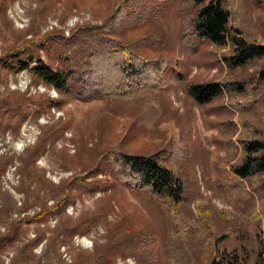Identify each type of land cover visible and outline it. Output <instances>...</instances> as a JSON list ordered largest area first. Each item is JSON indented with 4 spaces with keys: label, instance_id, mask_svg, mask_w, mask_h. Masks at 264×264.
I'll list each match as a JSON object with an SVG mask.
<instances>
[{
    "label": "rangeland",
    "instance_id": "obj_1",
    "mask_svg": "<svg viewBox=\"0 0 264 264\" xmlns=\"http://www.w3.org/2000/svg\"><path fill=\"white\" fill-rule=\"evenodd\" d=\"M175 1L124 0L118 7L117 0H14L7 6L0 0V56L7 44L41 41L55 29L67 36L75 27H109L118 8L116 38L162 58L166 81L157 95L88 103L63 98L61 104L59 93L28 69H0V264H103L104 255L111 257L106 264H208L232 248L241 264H264V221L244 203L232 205L210 183L213 172L220 173L215 166L241 159L223 142L231 137L230 120L241 116L264 124V100L260 108L230 111L222 106H228L225 98L199 106L184 90L190 81L228 74L240 79L264 62L229 71L220 61L227 50L205 37L184 44ZM222 5L229 25L241 29L246 41L264 43V0ZM38 55L50 63L45 49ZM24 99L27 116L14 132L16 118L10 121L3 112ZM111 152H158L161 163L186 180L193 197L203 201L181 207L183 231L150 196L112 186L104 171ZM55 205L43 220L36 216ZM198 205L206 207L200 229ZM233 231L246 235V248Z\"/></svg>",
    "mask_w": 264,
    "mask_h": 264
},
{
    "label": "trees",
    "instance_id": "obj_2",
    "mask_svg": "<svg viewBox=\"0 0 264 264\" xmlns=\"http://www.w3.org/2000/svg\"><path fill=\"white\" fill-rule=\"evenodd\" d=\"M162 1L169 3L172 0ZM11 2L14 0H4L5 6ZM222 2L176 0L182 42L188 45L196 38L205 37L209 45L227 50V53L220 56V61L229 71L255 63L261 64L264 62V43L246 41L241 35V29L229 25V11ZM123 3L124 0H117L118 7ZM117 11L118 8L113 12L116 21L110 23L109 27L107 22L88 28L75 27L67 36L62 30L55 29L41 41L28 39L21 45L17 41L7 44L0 56V69L5 74L28 69L33 78L59 93L61 104L64 103L63 98H75L88 103L105 98L132 100L148 94L157 95L165 89L164 71L158 63L163 59L149 58L144 54L147 48L143 51L135 50L129 48V42L125 44L124 40L116 38L114 27L118 21ZM85 31L92 34L84 35ZM76 34H80L81 38L70 41ZM41 48L46 50L50 63L38 55ZM184 90L199 106H205L215 98H225L228 105L222 104L225 110L232 108L244 111L250 106L260 108L264 100V64L240 79L231 78L228 74L221 80L190 81ZM23 102L13 110L3 112L10 121L16 118L14 132L18 131L27 116L24 109L28 108V101L24 99ZM230 123L231 137L223 138V142L231 146V150L236 148L241 159L229 167L215 166L213 169H218L220 173L215 175L213 172L210 183L232 205L244 203L256 220L264 221V124H255L241 116H237L235 121L230 120ZM234 135L235 140L232 139ZM104 171L111 178L113 187L118 184L126 190L148 195L157 201L177 231H183L185 227L181 207L201 199L199 196L193 197L185 179L161 163L158 152L140 155L111 152ZM56 207L41 209L36 216L43 220ZM198 210L199 219L196 222L200 229L206 207L198 205ZM237 233L229 232L235 235L240 247L246 248L249 245L246 235ZM226 235L222 234L223 237ZM104 259L103 264L111 261L107 255H104ZM241 261L242 256L232 248L231 252L227 251L224 255L214 254L208 264H241Z\"/></svg>",
    "mask_w": 264,
    "mask_h": 264
}]
</instances>
